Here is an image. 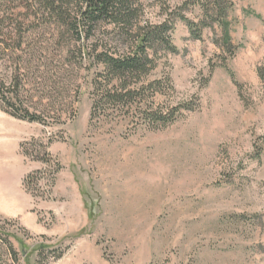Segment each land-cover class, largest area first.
<instances>
[{
	"label": "rangeland",
	"instance_id": "1",
	"mask_svg": "<svg viewBox=\"0 0 264 264\" xmlns=\"http://www.w3.org/2000/svg\"><path fill=\"white\" fill-rule=\"evenodd\" d=\"M217 1L139 0L137 26L171 12L203 25L177 16L176 52L159 50L140 82L156 84L93 115L87 53L123 55L129 39L105 23L79 39L46 14L0 10L31 20L22 52L0 49V80L55 117L20 120L0 103V138L17 135L0 185L23 193L22 213H0L18 260L1 246L2 264H264V0ZM146 110L174 120L146 123Z\"/></svg>",
	"mask_w": 264,
	"mask_h": 264
},
{
	"label": "trees",
	"instance_id": "2",
	"mask_svg": "<svg viewBox=\"0 0 264 264\" xmlns=\"http://www.w3.org/2000/svg\"><path fill=\"white\" fill-rule=\"evenodd\" d=\"M215 3L218 4V1L215 0ZM10 4L23 7L27 11L33 10L34 16L46 14L63 26H71L79 39L88 40L92 30L104 23L112 25L117 33L129 39L128 51L123 55L114 56L106 49L97 51V48L87 53L90 64L99 66L92 84L94 95L92 115L96 110L104 108L113 111L129 108L139 101L145 90L156 84L151 83L148 87H143L140 82L154 68L159 50L176 52L171 38L175 18L180 17L184 20L190 32H195L199 24V26L203 25L202 21L197 24L188 21L184 16L178 14L174 16L171 12L160 23H145L137 26L135 23L140 16L142 6L139 0H0V10L4 6L8 8ZM2 11L7 13L6 10ZM30 23L29 17L19 16L14 12L0 17V49L11 54L22 52L24 32ZM226 40H229L227 35ZM80 53L86 54L84 49H81ZM17 90L18 83L15 84L14 78H11L7 85L0 80L1 107L11 116L44 126L49 124L48 118H55L47 117L45 111L32 112L23 107ZM55 113L51 111L47 114L52 116L51 114ZM71 113H73L72 108L68 111L69 115ZM144 117L146 123L158 124V126H164L174 120L171 112L146 110ZM1 246L13 263L18 261L17 252L7 239L1 240L0 248ZM40 249L41 247L38 248Z\"/></svg>",
	"mask_w": 264,
	"mask_h": 264
},
{
	"label": "crops",
	"instance_id": "3",
	"mask_svg": "<svg viewBox=\"0 0 264 264\" xmlns=\"http://www.w3.org/2000/svg\"><path fill=\"white\" fill-rule=\"evenodd\" d=\"M2 120L6 121L7 119L6 117H2ZM3 137H5V139L0 138V170L4 175L0 173V180H2L4 176L12 177L14 167L9 164L10 161L8 160L10 159V155L12 157L15 156L14 144L15 141H17V135L15 136L14 134L11 137L9 132L3 133ZM15 162H18V160H15ZM22 197L23 193L17 182H12L7 184V186L0 185V213L8 216L22 213V210L18 209L16 202Z\"/></svg>",
	"mask_w": 264,
	"mask_h": 264
}]
</instances>
